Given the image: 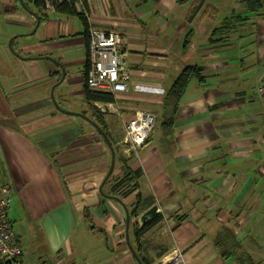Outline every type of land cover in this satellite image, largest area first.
Here are the masks:
<instances>
[{"label": "crops", "instance_id": "0c3cea01", "mask_svg": "<svg viewBox=\"0 0 264 264\" xmlns=\"http://www.w3.org/2000/svg\"><path fill=\"white\" fill-rule=\"evenodd\" d=\"M22 2L29 11L19 0H0V185L9 189L7 217L22 259L134 264L124 234L125 205L135 201V193L116 199L111 179L101 186L104 194L99 191L109 150L90 123L60 111L50 93L54 87L62 109L93 117L83 99L88 48L82 23L47 1L32 32L37 9L33 0ZM231 5L229 0L76 2L90 28L120 33L131 95L113 103L123 118L148 108L158 113L136 154L118 147L111 176L122 175L126 166L141 170L140 213L156 205L160 218L139 238L138 249H149L160 262L171 260L175 250L182 264H262L249 247L264 241V231L255 238L264 217V17L250 15L243 23L247 31L227 28L214 36L222 42H210L211 31L235 11ZM58 62L65 71L59 84ZM186 65H196L204 79H193L173 110L165 95ZM100 103L93 105L114 139L121 120L101 112ZM254 213L263 214L258 225H251ZM237 218L244 221L240 234L233 231ZM160 226L162 235L150 240ZM220 236L228 244L241 240L245 249L235 245L223 258L214 244Z\"/></svg>", "mask_w": 264, "mask_h": 264}, {"label": "built area", "instance_id": "2783aa9c", "mask_svg": "<svg viewBox=\"0 0 264 264\" xmlns=\"http://www.w3.org/2000/svg\"><path fill=\"white\" fill-rule=\"evenodd\" d=\"M120 49L121 36L118 31L89 27V62L85 83L91 90L110 94L113 102L130 95L129 75L122 66ZM113 102H101L98 108L101 112L118 114L122 121V134L117 145L124 154H136L153 131L156 115L150 110H136L124 119L120 108ZM9 207L8 186L0 185V264H26L22 259V248L8 221ZM181 259V254L174 250L171 260L178 262Z\"/></svg>", "mask_w": 264, "mask_h": 264}, {"label": "trees", "instance_id": "16d2710c", "mask_svg": "<svg viewBox=\"0 0 264 264\" xmlns=\"http://www.w3.org/2000/svg\"><path fill=\"white\" fill-rule=\"evenodd\" d=\"M49 1L54 10L60 14L67 15V16H75L77 17L81 23H82V31L81 34L85 38L86 42V49L88 48V43H89V26L87 19L85 15L78 11L76 8V2L77 0H62V1H57V0H33V4L35 8L37 9L36 15L39 17L41 10H45L46 8V3ZM243 6V10L241 13H236L235 11L233 12L232 16L229 18H226L225 21L219 26L215 27L211 33L209 40L210 42H222L223 37H219L218 39H214V36H220L225 34L224 31L227 30V28H233L234 27V22H237L239 24L240 21L247 20L250 15L252 16H260L264 17V0H240ZM23 8L25 10H28V7L25 3H23ZM199 6H196L192 11H190L188 15V19H191L194 14L198 11ZM29 11V10H28ZM242 13L244 16H242ZM87 51V56H86V62H85V72L88 67V62H89V51ZM193 79H199L203 80L204 77L201 74V70L196 66V65H186L182 68V70L178 73L176 78L174 79L173 83L171 84L170 88L168 89L164 102L166 104H172L173 105V110H176L177 106L179 105L187 87L188 84L193 80ZM83 99L84 102L89 106V108L93 112V117L91 118L96 124L100 126L102 130L106 133L108 136L111 146L114 149L115 153V159L119 158L118 154V145H117V140L113 139L110 135V133L107 130L106 123L101 116V114L97 111V108L93 105L94 102H113V97L108 94V93H102L98 91L91 90L87 87L85 83L84 91H83ZM99 135V133H98ZM100 136V135H99ZM100 139L102 142L106 145V142L103 140V138L100 136ZM107 146V145H106ZM110 155V152H109ZM124 162V161H123ZM142 172L141 170H136L132 171L129 169V167H125L124 172L122 175L118 177H112L111 175L106 179V180H113L112 184V195H114L116 198H118L120 201L121 199L135 193V201L132 203L130 206H126V211L128 212L130 221H129V226L128 229H132V235L134 238V249L136 251V254L138 255L140 261L142 264H149L140 254V251L138 249V240L140 236H142L143 233H145L154 222H157L160 218V215H157L151 222L148 224H145L143 226H139L138 223L135 221V218L138 217L139 213L143 209L142 203L140 201L141 195L138 191L139 185H138V178L141 176ZM180 220L183 219L184 217H178ZM130 231H128L129 234ZM228 232V231H227ZM125 236V234H124ZM223 237H218L216 238V241H214L215 246L218 248L220 255L224 258H229L231 254V250L235 248V245L237 243H230L228 244ZM230 238H228L229 240ZM229 242V241H228ZM132 243V242H131ZM135 264H139L135 259Z\"/></svg>", "mask_w": 264, "mask_h": 264}, {"label": "rangeland", "instance_id": "374dc122", "mask_svg": "<svg viewBox=\"0 0 264 264\" xmlns=\"http://www.w3.org/2000/svg\"><path fill=\"white\" fill-rule=\"evenodd\" d=\"M231 3H232V5H231V7H233L234 8V10H235V12L236 13H241V11L243 10L242 8H243V6H242V3L240 2V0H229ZM220 11H221V9H217V13L218 14H220ZM244 11V10H243ZM244 14H246V13H242L241 15L242 16H244ZM247 15V14H246ZM245 21V20H244ZM244 21H241V23L243 24V23H245ZM234 24V26L236 27L235 29H236V32L237 33H239V32H242V31H247L248 30V26H247V24H243L242 26H240L237 22H234L233 23ZM221 25V24H220ZM219 25V26H220ZM245 26V27H244ZM235 34L236 33H233L232 34V37L234 36L235 37ZM51 93V92H50ZM131 95V94H130ZM55 99V98H54ZM72 100H76V98L74 97V98H72V99H70L69 101H70V103H72ZM60 104L62 105L63 103L60 101ZM55 105V104H54ZM148 109H150V111H152V112H154L155 113V115H156V122H155V127H156V123H157V115H158V113L157 112H155V108H148ZM144 110V109H143ZM161 110V109H160ZM116 115V114H115ZM118 116V115H117ZM116 124L117 125H119L120 126V129H119V134H117V135H114V139H116L117 140V138H118V136L120 135V134H122V132H121V128H122V121H116ZM152 133V132H151ZM151 135V134H150ZM150 137V136H149ZM149 139V138H148ZM102 190V189H101ZM102 194H104V192H103V190H102ZM130 205H132V203L130 204ZM129 205V206H130ZM260 215H262L263 216V214H260ZM259 215V217L257 216V213H254V215H253V217H252V220H251V225H258V221H259V218L261 217ZM139 216V215H138ZM135 221L137 222L138 221V217H136L135 218ZM237 223L239 224V225H233V227H235L236 229H233V231L234 232H236L237 234H240L241 233V230H239V229H237L238 228V226H244V225H242L243 223H244V221H243V218H237ZM81 224H83V223H81ZM138 225H139V223H138ZM261 225H263L262 226V228L264 229V217H263V220H262V222H261ZM259 230V232H258V234L255 236V238H257L264 230ZM132 229L130 230V232H129V242L131 243V245H132V247L134 248V245H135V243H134V238H133V235H132ZM121 233H122V237H123V231H121ZM144 234V233H143ZM142 234V235H143ZM152 236H150V240H153V239H156V237H158V236H160V235H162L161 234V226L160 227H157V228H154L153 229V231H152V234H151ZM142 236H140V238H141ZM124 238H125V236H124ZM126 240V239H125ZM236 241V240H235ZM252 241H254V240H252ZM237 242V241H236ZM257 242H259L257 239L255 240V243H252L253 245L252 246H250L249 248H250V252H249V254L251 255V257L255 260V261H261V263L262 264H264V245L262 244L264 241H262V243L261 242H259V243H261V244H256ZM138 243H140L139 242V240H138ZM139 245V244H138ZM237 245L239 246V248H240V251H242V249H245V246L242 244V242H241V240H239V242H237ZM149 250V249H148ZM145 251V252H141L140 251V254H142V256L144 257V258H146V260H147V262L149 263V264H182V262H181V260L180 261H178V262H173L172 260H166V262H162V260H161V262H160V260H158V259H156L155 258V255L152 253V251ZM178 252V251H177ZM179 253V252H178ZM173 256V254H171L170 255V257H172ZM239 258H242L241 257V255L239 256ZM228 261H230V260H228ZM135 264V263H134Z\"/></svg>", "mask_w": 264, "mask_h": 264}, {"label": "water", "instance_id": "95a60500", "mask_svg": "<svg viewBox=\"0 0 264 264\" xmlns=\"http://www.w3.org/2000/svg\"><path fill=\"white\" fill-rule=\"evenodd\" d=\"M19 2H20V5H23L22 0H19ZM22 7H24V6H22ZM32 14L36 18V24H35L34 29L32 31V32H34L36 30V28L38 27L39 23H40V19L35 13H32ZM57 64L59 65V68H60V71H61V78L58 81V84H59V83L63 82V80L65 78V71H64V68L61 66V64L59 62ZM53 89H54V87H52V89H51V96H52V101L55 104V106L58 109H60V111L66 113L68 115H75V116H78V117H82L85 121H87L88 123H90L92 125V127L99 133V135L106 142L107 148H108V150L110 152V163H109V168L107 170V173H106L103 181L101 182V184L99 186V191L102 193L101 186L106 181V179L111 175V173L113 171V168H114V164H115V153H114L113 147L111 146L110 140H109L108 136L106 135V133L104 132V130H102L100 128V126L98 124H96V122H94L90 117H87L84 114L79 113V112H72V111H68V110L62 109L56 103V101L54 99V96L52 95L53 94V92H52ZM125 213H126L125 214V230H126L125 231V239H126V244H127L128 248H129L133 258L139 264H142L140 259H139V257H138V255L136 254L135 249L132 247L131 243L129 242L128 226H129L130 218H129L128 212L126 211ZM157 215H158V211H157V206L156 205H152L146 211H144L143 213H140L139 216H138V223L140 224V227L145 225V224H148L149 222H151Z\"/></svg>", "mask_w": 264, "mask_h": 264}, {"label": "clouds", "instance_id": "9594fccd", "mask_svg": "<svg viewBox=\"0 0 264 264\" xmlns=\"http://www.w3.org/2000/svg\"><path fill=\"white\" fill-rule=\"evenodd\" d=\"M137 223H138V221H137ZM140 226V225H139Z\"/></svg>", "mask_w": 264, "mask_h": 264}]
</instances>
